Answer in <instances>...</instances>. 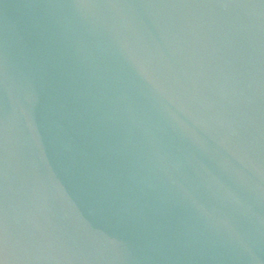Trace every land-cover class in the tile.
<instances>
[{"label": "water", "instance_id": "1", "mask_svg": "<svg viewBox=\"0 0 264 264\" xmlns=\"http://www.w3.org/2000/svg\"><path fill=\"white\" fill-rule=\"evenodd\" d=\"M0 264H264V0H0Z\"/></svg>", "mask_w": 264, "mask_h": 264}]
</instances>
